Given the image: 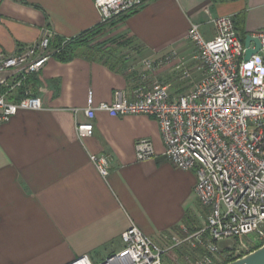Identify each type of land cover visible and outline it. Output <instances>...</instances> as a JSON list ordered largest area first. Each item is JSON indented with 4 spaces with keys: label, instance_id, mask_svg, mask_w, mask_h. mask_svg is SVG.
<instances>
[{
    "label": "crops",
    "instance_id": "0c3cea01",
    "mask_svg": "<svg viewBox=\"0 0 264 264\" xmlns=\"http://www.w3.org/2000/svg\"><path fill=\"white\" fill-rule=\"evenodd\" d=\"M231 16L239 35L264 31V0H147L138 12L108 24L92 45L131 42L112 60L84 52L68 61L52 58L34 77L39 111H21L0 123V264H69L88 255L98 263L119 252L133 225L160 246L184 237L201 222L194 171L176 168L165 156L159 123L147 115L112 117L97 111L95 133L81 139L77 123L85 109L111 103L158 80L176 94L201 79L194 69L193 24L207 40L215 19ZM0 54L12 56L46 31L64 39L101 25L95 0H0ZM175 52L192 69L181 80L178 61L144 74L142 62ZM153 142L156 156L137 160L136 143ZM91 155L110 158L104 177ZM203 224V223H202Z\"/></svg>",
    "mask_w": 264,
    "mask_h": 264
},
{
    "label": "built area",
    "instance_id": "2783aa9c",
    "mask_svg": "<svg viewBox=\"0 0 264 264\" xmlns=\"http://www.w3.org/2000/svg\"><path fill=\"white\" fill-rule=\"evenodd\" d=\"M147 0H95L101 24L141 10ZM2 18L0 17V24ZM216 35L207 40L193 24L187 37L195 45L194 69L201 80L184 94L152 80L128 95L117 91L111 103L95 104L88 96L86 122L77 123L81 139L95 133L97 111L112 117L147 115L159 123L165 143V158L176 168L194 171L195 193L206 210L205 222L184 237H171L167 246L158 245L133 225L122 234L123 248L101 262L84 255L69 264H226L264 245V31L250 34L262 48L249 60L231 16L215 19ZM53 31L19 53L0 54V123L21 111H39L44 101L34 95L29 80L59 52L53 49ZM178 61L181 80L192 81V69L172 52L160 59L142 62L144 74L155 73ZM193 82V81H192ZM137 160L156 156L152 141L136 143ZM104 177L110 174V158L91 155ZM232 241L229 246L222 242Z\"/></svg>",
    "mask_w": 264,
    "mask_h": 264
},
{
    "label": "trees",
    "instance_id": "16d2710c",
    "mask_svg": "<svg viewBox=\"0 0 264 264\" xmlns=\"http://www.w3.org/2000/svg\"><path fill=\"white\" fill-rule=\"evenodd\" d=\"M130 15L124 16L119 20L124 19ZM107 26L108 24H101L91 31H87L79 36L67 39L55 37L52 41V47L53 49H57L59 51L55 55V57L61 61H68L79 55L80 52H84L87 55L93 56L94 58L99 57L101 61L107 60L109 62V60H112L116 57V54L120 48L128 46V44L131 42L124 43L118 40H112L111 42H113V45L111 46H107L103 43H97L95 45H92V41L97 36L102 34V32L106 29ZM29 83L34 89L33 85L37 83V79L33 76L30 78ZM228 263L229 262H227L226 264Z\"/></svg>",
    "mask_w": 264,
    "mask_h": 264
},
{
    "label": "water",
    "instance_id": "95a60500",
    "mask_svg": "<svg viewBox=\"0 0 264 264\" xmlns=\"http://www.w3.org/2000/svg\"><path fill=\"white\" fill-rule=\"evenodd\" d=\"M252 42L255 44V49H249L247 51L246 60H249L262 48L261 42L258 38L253 37L250 34L247 35L245 38V46L250 47ZM228 264H264V245L252 253Z\"/></svg>",
    "mask_w": 264,
    "mask_h": 264
},
{
    "label": "rangeland",
    "instance_id": "374dc122",
    "mask_svg": "<svg viewBox=\"0 0 264 264\" xmlns=\"http://www.w3.org/2000/svg\"><path fill=\"white\" fill-rule=\"evenodd\" d=\"M117 20H119V19H117ZM117 20H114V21H112V22H115V21H117ZM200 80H201V79H198L197 81L199 82ZM206 217H207L206 210L202 207V210H201V222L196 223L193 229H195L196 227L201 226L202 223L205 222ZM231 244H232V241L222 242V243H220V246H221V247H222V246H229V245H231ZM167 264H168V263H167Z\"/></svg>",
    "mask_w": 264,
    "mask_h": 264
}]
</instances>
